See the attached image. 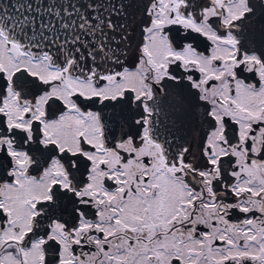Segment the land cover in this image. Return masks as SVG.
Wrapping results in <instances>:
<instances>
[{"label": "snow or ice", "instance_id": "6c2138e0", "mask_svg": "<svg viewBox=\"0 0 264 264\" xmlns=\"http://www.w3.org/2000/svg\"><path fill=\"white\" fill-rule=\"evenodd\" d=\"M0 264H264V0H0Z\"/></svg>", "mask_w": 264, "mask_h": 264}]
</instances>
